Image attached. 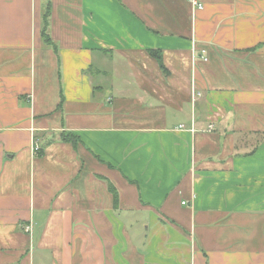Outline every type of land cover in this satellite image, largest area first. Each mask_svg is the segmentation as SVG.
<instances>
[{"label": "crops", "instance_id": "obj_1", "mask_svg": "<svg viewBox=\"0 0 264 264\" xmlns=\"http://www.w3.org/2000/svg\"><path fill=\"white\" fill-rule=\"evenodd\" d=\"M196 2L0 0V264H264V0Z\"/></svg>", "mask_w": 264, "mask_h": 264}, {"label": "trees", "instance_id": "obj_2", "mask_svg": "<svg viewBox=\"0 0 264 264\" xmlns=\"http://www.w3.org/2000/svg\"><path fill=\"white\" fill-rule=\"evenodd\" d=\"M49 4H47V8H46V11H45V14L43 15V27H42V37L44 39L45 42L49 43V44H53L51 43L50 41V38L48 37V35L46 34V24H47V17L49 15ZM150 54L156 58V60L162 65V62H161V57H160V54L159 52H156V51H150ZM61 136V139L62 140H70V141H74L76 139L75 136L71 135V134H64V133H61L59 134ZM108 189L112 192V194L114 195V197L116 198L117 194H116V191L113 187L112 184H108Z\"/></svg>", "mask_w": 264, "mask_h": 264}, {"label": "built area", "instance_id": "obj_3", "mask_svg": "<svg viewBox=\"0 0 264 264\" xmlns=\"http://www.w3.org/2000/svg\"><path fill=\"white\" fill-rule=\"evenodd\" d=\"M189 1L192 2L194 5H196L197 7H202L200 4H198L196 2V0H189ZM203 59L205 60V57H203ZM179 127L180 128H183L184 126L183 125H180ZM188 129H190L191 131L194 130V128L192 126L190 128H188ZM32 149H33V152L35 154H37V152L40 150V146H39V144H38V142L36 140L33 141V147H32ZM24 229H25V231H29L30 227L29 226H25Z\"/></svg>", "mask_w": 264, "mask_h": 264}]
</instances>
